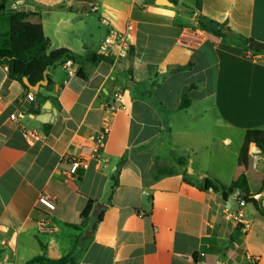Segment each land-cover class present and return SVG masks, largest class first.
<instances>
[{"label": "crops", "instance_id": "crops-1", "mask_svg": "<svg viewBox=\"0 0 264 264\" xmlns=\"http://www.w3.org/2000/svg\"><path fill=\"white\" fill-rule=\"evenodd\" d=\"M2 1L0 33L27 14L19 24L29 31L13 47L44 36L48 53L99 54L111 30L130 41L122 58L116 45L109 61L76 64L72 74L64 64L50 69L52 85L37 93L0 65V263L44 255L75 264H264L255 205L246 201L247 225H236L227 214L238 208L205 187L211 177L229 186L246 175L264 208V52L243 41L264 43V0H198L199 8L196 0ZM200 17L234 37L202 29ZM116 91L126 110L114 116L107 163L67 179L62 157L92 143ZM165 168L173 172L160 175ZM43 221L52 232L40 231Z\"/></svg>", "mask_w": 264, "mask_h": 264}, {"label": "trees", "instance_id": "trees-1", "mask_svg": "<svg viewBox=\"0 0 264 264\" xmlns=\"http://www.w3.org/2000/svg\"><path fill=\"white\" fill-rule=\"evenodd\" d=\"M199 8L200 2L196 0ZM5 2L0 3V11L5 10ZM27 14H16L17 25L10 28L9 31L0 33V65L8 67L10 78L24 84V78H27L32 85H36L38 82L44 80L45 73L56 66L63 65L67 60L73 61L77 65H81L85 62L98 64L102 61H109L110 58L102 54L95 52H88L84 55H79L71 50L61 48L48 53L50 40L44 36L36 37L30 42L23 43L19 46L13 47L15 41H22L27 35L29 28L26 25H20ZM200 27L204 30L211 31L216 35L223 36L222 26L213 21H207L203 17H200ZM250 39L244 38L243 41L247 45ZM249 50V48H248ZM253 50V49H251ZM255 52H262L253 50ZM49 84L45 88H49L52 85V81L49 79ZM37 96L42 97L41 93ZM189 104V100L184 97L183 106ZM258 147L264 154V143L259 142ZM173 170L171 168H165L160 170V175L171 174ZM207 189L211 188L216 191H221L225 200H229L230 197L236 191H240L247 202H251L255 205L256 209L264 217V208L259 201H256L250 195V188L248 177L246 175L237 176L233 182L226 186L218 179L211 177L206 179ZM89 215V206L82 213L84 220ZM1 253V251H0ZM28 264H75L70 257L54 260L47 258L44 255H39L28 262Z\"/></svg>", "mask_w": 264, "mask_h": 264}, {"label": "built area", "instance_id": "built-area-1", "mask_svg": "<svg viewBox=\"0 0 264 264\" xmlns=\"http://www.w3.org/2000/svg\"><path fill=\"white\" fill-rule=\"evenodd\" d=\"M131 30L132 27H129L128 31ZM129 41L130 34L128 32L122 33L116 30H111L103 40L99 49V54L108 57L110 55V49L117 45L119 48L118 57L122 58L126 55V51L129 47ZM250 55L255 57L254 54ZM64 66L68 69L69 73L72 74L76 64L71 60H67ZM29 97H31V95H29ZM106 109V114L103 118L100 129L97 131V133L91 136L92 143L90 145L83 146L81 148L80 155L77 157L70 158L66 155L62 157V162H66L70 166L69 170L65 173L67 179H73L79 170L88 169L92 161H96L101 165L107 163V158L104 156V150L114 122V116L117 112L126 110V106L122 103L121 91H116L113 94L112 101L106 106ZM11 119H16V116L11 115ZM25 135L31 140H36L40 137V133L36 130H27L25 131ZM234 194L239 201L238 210H235L233 213L227 215L234 221L236 225L244 227L247 225V222L241 208L246 205V200L240 191H236ZM39 202L49 210H54L57 204L54 198L48 196L40 197ZM39 227L42 233H50L53 230L47 221L41 222ZM0 264L15 263L11 261H2Z\"/></svg>", "mask_w": 264, "mask_h": 264}, {"label": "water", "instance_id": "water-1", "mask_svg": "<svg viewBox=\"0 0 264 264\" xmlns=\"http://www.w3.org/2000/svg\"><path fill=\"white\" fill-rule=\"evenodd\" d=\"M159 4H166V5H170V6H173L172 3L166 1V0H157ZM165 1V2H164ZM222 34L226 35V36H229V37H234V34L233 32L228 29L227 27L223 28L222 29ZM247 47L249 49H253V50H258V51H263L264 52V43H261V42H258V41H255L253 39H250L247 43ZM47 74L48 72L45 73V78L44 80L38 82L36 85H32L29 80L27 78H24L23 82L24 84L30 89L32 90L33 92H39L40 88L43 87V86H47L49 84V81H48V77H47ZM189 168H191L192 170V166L189 165ZM257 199V198H256ZM229 204L234 207V208H238L239 206V201L235 198H231L229 199ZM102 205H98L97 208H96V211L98 212L100 207ZM96 215V214H95Z\"/></svg>", "mask_w": 264, "mask_h": 264}]
</instances>
